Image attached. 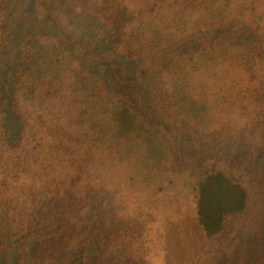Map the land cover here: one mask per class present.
Masks as SVG:
<instances>
[{"label": "trees", "instance_id": "trees-1", "mask_svg": "<svg viewBox=\"0 0 264 264\" xmlns=\"http://www.w3.org/2000/svg\"><path fill=\"white\" fill-rule=\"evenodd\" d=\"M20 1L0 0V63L23 34ZM58 1L127 62L244 25L254 39L199 47L152 91L171 121L263 161L176 155L126 85L82 64L59 31L28 32L9 95L14 129L0 104V264H178L170 238L191 223L222 264H264V0ZM16 244L33 251H9Z\"/></svg>", "mask_w": 264, "mask_h": 264}, {"label": "rangeland", "instance_id": "rangeland-1", "mask_svg": "<svg viewBox=\"0 0 264 264\" xmlns=\"http://www.w3.org/2000/svg\"><path fill=\"white\" fill-rule=\"evenodd\" d=\"M15 10L14 25L17 23L23 34H19L11 41L0 63V104L7 113L6 123L11 129L18 125L8 116V102L12 75L17 65L22 40L28 32L59 31L70 41L74 55L82 64L105 78L116 90L121 89L123 84L127 86L137 107L165 138L176 155L202 154L215 160L238 162L250 169L258 167L263 161L260 156L250 157L243 146L237 142L213 135H202L195 129L171 121L157 111L156 92L152 91L154 82L161 74L199 47L222 42L246 43L254 39V35L244 25L234 22L215 27L208 33L192 35L165 48L155 50L143 59L127 62L115 55L112 48L99 38L97 25L88 21L80 23L73 21L58 0H53L52 6H46L40 2L33 3L32 0H22ZM41 202V198L38 197L35 204L40 205ZM23 205L24 203L21 206ZM31 207L32 205L26 204V208ZM22 220L25 221L26 218ZM171 237L174 251H182L178 253V264H222V259L217 252L220 251L217 244L206 240L192 223L186 235L177 234ZM16 245L17 247L9 251H23L26 247L21 249L18 244ZM24 251H33V249L29 244Z\"/></svg>", "mask_w": 264, "mask_h": 264}]
</instances>
